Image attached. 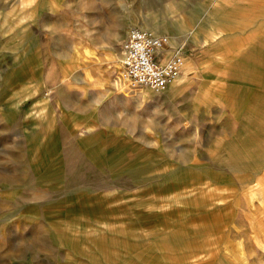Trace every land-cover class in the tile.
Listing matches in <instances>:
<instances>
[{
  "label": "rangeland",
  "instance_id": "1",
  "mask_svg": "<svg viewBox=\"0 0 264 264\" xmlns=\"http://www.w3.org/2000/svg\"><path fill=\"white\" fill-rule=\"evenodd\" d=\"M149 17L162 93L115 80ZM262 139L264 0H0V264H264Z\"/></svg>",
  "mask_w": 264,
  "mask_h": 264
},
{
  "label": "built area",
  "instance_id": "2",
  "mask_svg": "<svg viewBox=\"0 0 264 264\" xmlns=\"http://www.w3.org/2000/svg\"><path fill=\"white\" fill-rule=\"evenodd\" d=\"M165 35L138 27L131 28L123 43L122 57L115 80L126 90L148 88L162 93L180 76L184 66V53L175 50L169 56L158 51L169 46Z\"/></svg>",
  "mask_w": 264,
  "mask_h": 264
},
{
  "label": "bare ground",
  "instance_id": "3",
  "mask_svg": "<svg viewBox=\"0 0 264 264\" xmlns=\"http://www.w3.org/2000/svg\"><path fill=\"white\" fill-rule=\"evenodd\" d=\"M152 18V17H151ZM151 18L149 17L148 19H146V21L145 22H147V23H145V29L147 30V29H149L150 31L152 30L154 33L155 32H160L161 30H163V29H165V27H164V24H162V25H158L157 23L156 24H153V22H152V20H151ZM182 20L181 19H177L176 20V22H175V25H176V27L177 28H179L178 26H180L181 24H182ZM159 26V27H158ZM142 29V28H141ZM166 31V30H165ZM166 36V35H165ZM167 37V36H166ZM201 36L199 35V39H197V43L200 41V39H203V38H200ZM168 38V37H167ZM168 40H171V43L174 45V42H173V39L172 38H168ZM201 44V43H200ZM176 50H179V49H176ZM179 51H181V52H183L182 50H179ZM165 53H166V55H170L171 53L169 52V50L167 51H165ZM191 65H193V60H188L187 61V69H190L191 68ZM179 79V78H178ZM170 87V86H169ZM172 87V86H171ZM263 152H264V139H262V141H260L259 142V152H258V154L259 155H261L260 156V159L261 158H264V154H263ZM257 221V220H256ZM263 222V221H262ZM260 223H261V221H260ZM264 226V225H263ZM261 227V229L259 230V238L262 236V240H264V227ZM262 242H264V241H262Z\"/></svg>",
  "mask_w": 264,
  "mask_h": 264
},
{
  "label": "crops",
  "instance_id": "4",
  "mask_svg": "<svg viewBox=\"0 0 264 264\" xmlns=\"http://www.w3.org/2000/svg\"><path fill=\"white\" fill-rule=\"evenodd\" d=\"M165 52V51H164ZM166 57H168V56H166Z\"/></svg>",
  "mask_w": 264,
  "mask_h": 264
}]
</instances>
